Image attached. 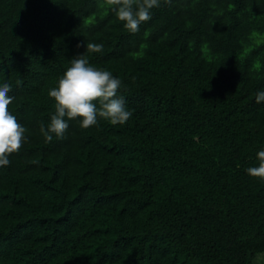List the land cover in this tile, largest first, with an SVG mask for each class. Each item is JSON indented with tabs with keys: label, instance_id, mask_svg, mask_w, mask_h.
Returning a JSON list of instances; mask_svg holds the SVG:
<instances>
[{
	"label": "trees",
	"instance_id": "16d2710c",
	"mask_svg": "<svg viewBox=\"0 0 264 264\" xmlns=\"http://www.w3.org/2000/svg\"><path fill=\"white\" fill-rule=\"evenodd\" d=\"M160 5L133 34L105 0H0V85L27 137L0 167V264H259L264 0ZM78 55L132 116L46 142Z\"/></svg>",
	"mask_w": 264,
	"mask_h": 264
},
{
	"label": "clouds",
	"instance_id": "9594fccd",
	"mask_svg": "<svg viewBox=\"0 0 264 264\" xmlns=\"http://www.w3.org/2000/svg\"><path fill=\"white\" fill-rule=\"evenodd\" d=\"M124 27L131 33L139 31L140 25L151 20V10L160 7V0H105ZM171 3V0H164ZM103 45L87 43L86 51L102 52ZM121 80L108 70L90 65L84 55L71 60V66L63 74L58 86L50 89L49 96L55 101V113L45 128L41 123L40 131L46 142L56 138L64 139L69 128L68 120H81V127L88 129L96 126L98 119L108 120L112 125H123L132 116L127 110L125 100L118 95ZM11 85H0V167L10 165L9 157L18 154L27 137L26 129L12 114L9 106L13 97L8 94ZM257 103L264 101V92L257 93ZM99 104V107H97ZM67 118V119H65ZM258 167H250V176L264 180V151L257 153Z\"/></svg>",
	"mask_w": 264,
	"mask_h": 264
},
{
	"label": "rangeland",
	"instance_id": "374dc122",
	"mask_svg": "<svg viewBox=\"0 0 264 264\" xmlns=\"http://www.w3.org/2000/svg\"><path fill=\"white\" fill-rule=\"evenodd\" d=\"M259 264H264V255H259L258 257Z\"/></svg>",
	"mask_w": 264,
	"mask_h": 264
}]
</instances>
